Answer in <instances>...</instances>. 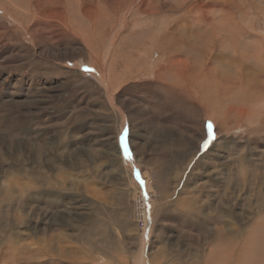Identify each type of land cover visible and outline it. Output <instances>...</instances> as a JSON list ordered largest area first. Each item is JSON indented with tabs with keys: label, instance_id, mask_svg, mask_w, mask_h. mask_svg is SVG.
Returning <instances> with one entry per match:
<instances>
[{
	"label": "rangeland",
	"instance_id": "374dc122",
	"mask_svg": "<svg viewBox=\"0 0 264 264\" xmlns=\"http://www.w3.org/2000/svg\"><path fill=\"white\" fill-rule=\"evenodd\" d=\"M182 1L0 0V264H264V0Z\"/></svg>",
	"mask_w": 264,
	"mask_h": 264
},
{
	"label": "bare ground",
	"instance_id": "6f19581e",
	"mask_svg": "<svg viewBox=\"0 0 264 264\" xmlns=\"http://www.w3.org/2000/svg\"><path fill=\"white\" fill-rule=\"evenodd\" d=\"M126 1V0H125ZM219 0H211V2L212 3H217ZM226 2H224L223 0H221L220 2H219V4H223L224 6H222V7H227L229 4L227 3L229 0H225ZM233 1V0H232ZM235 1V0H234ZM129 2V1H128ZM158 2V1H157ZM156 2V3H157ZM193 2V1H192ZM192 2H191V0H183L181 3L183 4V5H186V6H190V8H191V6L193 5L192 4ZM202 2V1H201ZM206 2V1H205ZM155 3V4H156ZM191 3V4H190ZM232 3V2H231ZM230 3V4H231ZM128 4V3H127ZM234 4V3H233ZM237 5H239V4H236L235 6H237ZM199 6H201V4L200 5H196L195 4V8H197V7H199ZM245 6H246V4H245ZM230 7V6H229ZM231 7H232V4H231ZM238 7H240V5L238 6ZM201 8V7H200ZM209 8H210V6H209ZM237 8V7H236ZM193 9V8H192ZM56 13V12H55ZM48 15H49V18L51 19V20H54L55 18H54V15L55 14H53V12H48L47 13ZM244 15V14H243ZM57 18V17H56ZM176 31V30H175ZM238 31V30H237ZM231 32V31H230ZM239 32H241V30L239 31ZM234 33H236V32H234ZM242 33V32H241ZM234 35V34H233ZM231 45V44H230ZM229 47V46H228ZM227 49V48H226ZM230 50V49H229ZM171 52V51H170ZM185 66V65H184ZM195 68V67H194ZM211 76V75H210ZM222 76V75H221ZM233 76V75H232ZM207 78V77H206ZM212 78V77H211ZM176 83V82H175ZM218 83V82H217ZM217 83H214L215 85L217 84ZM225 84V83H224ZM249 84V83H248ZM218 85H220V84H218ZM247 85V84H246ZM225 87H228V88H232V89H234L233 87H230V86H224V87H222V89H221V91L225 88ZM237 87V86H236ZM245 89H247L246 87H244ZM249 88V87H248ZM213 89H215V88H213ZM218 89V88H217ZM216 89V90H217ZM249 90V89H248ZM218 91V90H217ZM216 91V92H217ZM227 91H229V89L228 90H226V89H224L223 90V92L221 93V95H220V97H218V96H216V98H217V100H223V99H225V97H228L227 98V100H229V98H232V94H231V92L229 91V93H227ZM236 92V91H235ZM237 92H239V91H237ZM213 93V92H212ZM243 93V92H242ZM240 94V93H239ZM231 95V96H230ZM243 95V94H242ZM235 96V95H234ZM233 96V97H234ZM241 96V95H240ZM240 96H238V97H240ZM243 97V96H242ZM219 100V101H220ZM225 101V100H224ZM213 117V116H212ZM13 163V162H12ZM40 170V169H39ZM39 170H36V168L34 169V168H30V170H28V171H25L24 173H22L23 171H22V169L20 168V167H18V166H12L11 167V171H15V175H17V176H20L23 180H25L26 182H24V181H22V182H20V184L19 183H14L13 182V178H10V180L8 181V188L7 189H5V188H3L2 187V185H0V196H3L2 198L4 199V200H9L8 199V193H11L12 194V196H13V199H14V197H15V195H14V193H16V194H18L19 195V198H17L19 201H21L22 203L23 202H34L35 201V199H34V194L35 195H38L39 196V194H40V192H41V190H44L45 191V196L44 197H54V193H53V191H50L52 188H55V185L56 184H58V177H56L55 175H51L50 176V178L49 177H47L46 179L43 177V175H42V173H41V171H39ZM22 171V172H21ZM15 179H17V178H15ZM53 179V180H52ZM21 180V179H20ZM7 182V181H6ZM5 182V183H6ZM24 182V183H23ZM85 186V185H84ZM147 189V188H146ZM53 190V189H52ZM30 191V192H29ZM55 192V191H54ZM148 194V193H147ZM43 195V194H42ZM140 195V192H139V190H138V196ZM17 196V195H16ZM41 196V195H40ZM18 197V196H17ZM140 198V197H139ZM139 198H137L138 200H137V203L136 204H138L137 206H136V210H134L135 211V214H136V217L137 218H139V217H141V216H144L143 215V212H145V211H143V210H145V205L146 204H143L144 202L142 201V199L140 200ZM16 199V200H17ZM51 201V200H50ZM142 202V203H141ZM147 203H149V202H147ZM261 208H262V210H261ZM259 209L262 211L261 212V214L263 213V210H264V208H263V206H259ZM251 222V221H250ZM249 227H251L250 229H252L253 228V230L252 231H254V230H256L257 231V229H263L264 228V217L261 219V220H259V221H256L254 224H252V225H250ZM259 231V230H258ZM252 235V234H251ZM251 239V238H250ZM249 239V240H250ZM46 240V239H45ZM48 242V241H47ZM255 244V243H254ZM38 248V247H37ZM50 248V247H49ZM40 249V248H39ZM39 252V251H38Z\"/></svg>",
	"mask_w": 264,
	"mask_h": 264
},
{
	"label": "snow or ice",
	"instance_id": "6c2138e0",
	"mask_svg": "<svg viewBox=\"0 0 264 264\" xmlns=\"http://www.w3.org/2000/svg\"><path fill=\"white\" fill-rule=\"evenodd\" d=\"M85 71H88V72H90V71H92L91 69H84ZM212 124H211V122H209L208 124H207V129H208V133H209V136H210V139H214L215 137H214V135L212 134ZM126 132H127V129H125V134L124 135H122L121 136V143H122V146H123V149H124V152H125V154L127 155L128 154V147H127V144L126 143H124V136L126 135ZM207 141L205 142V147H207ZM129 158H130V156H129Z\"/></svg>",
	"mask_w": 264,
	"mask_h": 264
},
{
	"label": "built area",
	"instance_id": "2783aa9c",
	"mask_svg": "<svg viewBox=\"0 0 264 264\" xmlns=\"http://www.w3.org/2000/svg\"><path fill=\"white\" fill-rule=\"evenodd\" d=\"M148 196L150 197V195L149 194H147V193H145L144 195H142L141 193H140V195H139V197L142 199V201L144 202L143 204H146L147 205V202H148ZM151 198V197H150ZM142 203V202H141ZM146 205H145V210H143V211H145V212H143V215L144 216H141V217H139L137 220H136V223L140 226V227H143L144 226V224H145V216H146Z\"/></svg>",
	"mask_w": 264,
	"mask_h": 264
}]
</instances>
